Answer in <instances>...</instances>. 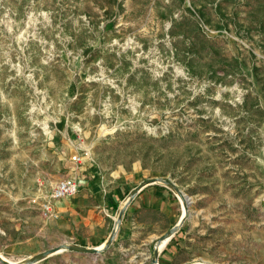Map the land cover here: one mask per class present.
Wrapping results in <instances>:
<instances>
[{
	"label": "rangeland",
	"instance_id": "1",
	"mask_svg": "<svg viewBox=\"0 0 264 264\" xmlns=\"http://www.w3.org/2000/svg\"><path fill=\"white\" fill-rule=\"evenodd\" d=\"M62 179L79 191L49 217ZM150 180L174 220L111 204L100 252L31 264H166L175 228L173 264H264V0H0L3 257L78 244L73 198Z\"/></svg>",
	"mask_w": 264,
	"mask_h": 264
},
{
	"label": "crops",
	"instance_id": "2",
	"mask_svg": "<svg viewBox=\"0 0 264 264\" xmlns=\"http://www.w3.org/2000/svg\"><path fill=\"white\" fill-rule=\"evenodd\" d=\"M80 187V186H79ZM134 187L128 188L126 184L123 185V188H120V192H116V195L113 197V201L109 203L108 206L104 204L101 205L102 199L100 195H97L93 198L92 195L87 193L78 194L73 200L75 204L72 209H68L70 213H77V226L82 227L81 230H86V233L80 238L81 241H77L80 245H88V242L92 243H101L107 239L109 236V231L103 226V224H97L94 217L96 214H101L102 209L111 208L113 205L127 206V210L131 213H136V216L132 219L136 224L142 225V221L138 220V217L144 216L147 214H158L160 211L169 212L171 219H175L174 212L171 211V201L169 200L171 193L161 186H148L143 187L131 200H127L128 195ZM128 191V193H127ZM124 192L126 195H124ZM61 200V201H60ZM53 202L54 209H58L59 213L64 211L67 203L60 199ZM58 201V202H57ZM103 207V208H102ZM115 207V206H113ZM183 211V210H182ZM67 221V220H66ZM62 226L69 228L73 226L70 222H63ZM179 230L176 229L175 232L170 236L167 244L162 248L160 256L163 258L166 264H173V259L176 254V247H179L178 242L180 241Z\"/></svg>",
	"mask_w": 264,
	"mask_h": 264
},
{
	"label": "water",
	"instance_id": "3",
	"mask_svg": "<svg viewBox=\"0 0 264 264\" xmlns=\"http://www.w3.org/2000/svg\"><path fill=\"white\" fill-rule=\"evenodd\" d=\"M154 180H150V181H147V182H145V183H141V184H139V185H137L132 191H131V193L128 195V197H127V200L129 201V200H131L143 187H145L146 185H148L149 183H151V182H153ZM179 191V190H178ZM180 192V191H179ZM122 215H123V209L122 210H120V212H119V214H118V220H117V223H116V227H115V230H116V228H117V225L119 224V221L121 220V218H122ZM185 219V218H184ZM183 219V220H184ZM183 220L181 221V222H183ZM175 230H176V228H175ZM175 230H172V231H170V232H168L166 235H165V239L167 238V237H169V236H171L174 232H175ZM114 233H115V231L114 232H112L111 234H110V236H109V238L106 240V244L108 245V244H110L111 242H112V240H113V238H114ZM66 248H71V249H80V250H82V251H84V252H88V253H98V252H100L101 250H102V247L101 248H98V247H90V246H84V245H78V244H75V245H65V244H61V245H59V246H56V247H52V248H49V249H47V250H45V251H43V252H41V253H39V254H37V255H35V256H33L30 260H29V264H31L32 262H35V261H37V260H39V259H42V258H44V257H47V256H49V255H51V254H53V253H56V252H59V251H63L64 249H66ZM157 259L155 258V261H156ZM3 262V261H2ZM4 263H6V264H11L10 262H7V261H5ZM27 262H26V264H28Z\"/></svg>",
	"mask_w": 264,
	"mask_h": 264
},
{
	"label": "built area",
	"instance_id": "4",
	"mask_svg": "<svg viewBox=\"0 0 264 264\" xmlns=\"http://www.w3.org/2000/svg\"><path fill=\"white\" fill-rule=\"evenodd\" d=\"M73 159L79 160L80 158L78 155H74ZM78 191L79 184L77 181L73 179H62L58 181L50 194V200L43 204V213L49 217L53 216L55 214L53 201L71 197L77 194Z\"/></svg>",
	"mask_w": 264,
	"mask_h": 264
},
{
	"label": "bare ground",
	"instance_id": "5",
	"mask_svg": "<svg viewBox=\"0 0 264 264\" xmlns=\"http://www.w3.org/2000/svg\"><path fill=\"white\" fill-rule=\"evenodd\" d=\"M179 191H180V190H179ZM179 191L177 190V192H179ZM183 194H184V193H183L182 191H180V192L178 193V196H179V198H180L181 203H182L181 195H183ZM182 204H183V203H182ZM187 206H188V205L186 204V205H185L186 210H188ZM183 219H184V218H180L179 222H181ZM169 238H170V236L167 237L165 243L162 244V245L160 246V249H162V248L165 246V244H167V241L169 240ZM98 248H101V246L98 247ZM0 260L3 261V262H5V261L10 262L11 264H24V263L21 262V261L14 262V261H12V260H10V259H7V258L3 257V255H2L1 253H0Z\"/></svg>",
	"mask_w": 264,
	"mask_h": 264
}]
</instances>
